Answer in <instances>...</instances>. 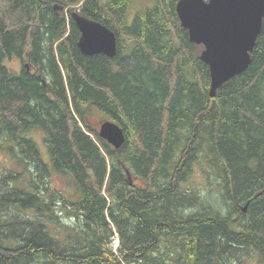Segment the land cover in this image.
Here are the masks:
<instances>
[{
	"label": "trees",
	"instance_id": "16d2710c",
	"mask_svg": "<svg viewBox=\"0 0 264 264\" xmlns=\"http://www.w3.org/2000/svg\"><path fill=\"white\" fill-rule=\"evenodd\" d=\"M177 2L0 0V152L22 167L1 169L0 264H264V18L211 97ZM74 12L113 32V57L81 54Z\"/></svg>",
	"mask_w": 264,
	"mask_h": 264
},
{
	"label": "water",
	"instance_id": "95a60500",
	"mask_svg": "<svg viewBox=\"0 0 264 264\" xmlns=\"http://www.w3.org/2000/svg\"><path fill=\"white\" fill-rule=\"evenodd\" d=\"M175 10L189 41L203 47L200 60L208 66L209 96L213 97L221 85L248 67L264 18V0H178ZM70 17L79 32L81 54L115 55L113 32L76 12ZM97 135L114 149L125 140L122 129L110 121L100 124Z\"/></svg>",
	"mask_w": 264,
	"mask_h": 264
},
{
	"label": "rangeland",
	"instance_id": "374dc122",
	"mask_svg": "<svg viewBox=\"0 0 264 264\" xmlns=\"http://www.w3.org/2000/svg\"><path fill=\"white\" fill-rule=\"evenodd\" d=\"M134 8H132L130 10V14H129V19L132 18V15H133V12H134ZM7 65L13 70H17L18 68V64L16 62H7ZM30 138H32L38 145V148L39 150L41 151V155L47 159V152H46V148H45V144H44V141H43V134L39 131H32L30 133ZM42 157V158H43ZM43 158V160H45ZM47 161V160H45ZM6 169V170H9L8 172H14V173H18L22 171V167L19 166L17 168L16 166V163L14 162V160L8 158L4 153L0 152V174H2V170L1 169ZM31 174V173H30ZM22 179H23V182H21L20 186L25 188V185L27 183V179H26V176L24 175V173L22 174ZM194 178L196 180H200V178L195 175ZM49 182L51 183V186L58 190L59 192H61L62 194L70 197V194L73 196V194L75 193V188H74V185H73V182L71 181V179L69 177H64V176H60V175H53L52 177H50L49 179ZM63 221H65L67 224H71L72 223V220L70 221L68 218H62ZM113 246L115 247L116 244H115V240H114V244ZM249 258L247 261L249 264H262V263H259V261L256 259L257 257H247Z\"/></svg>",
	"mask_w": 264,
	"mask_h": 264
},
{
	"label": "bare ground",
	"instance_id": "6f19581e",
	"mask_svg": "<svg viewBox=\"0 0 264 264\" xmlns=\"http://www.w3.org/2000/svg\"><path fill=\"white\" fill-rule=\"evenodd\" d=\"M192 136V135H191Z\"/></svg>",
	"mask_w": 264,
	"mask_h": 264
}]
</instances>
